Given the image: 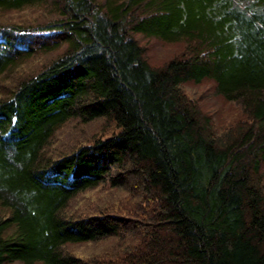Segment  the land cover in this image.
Listing matches in <instances>:
<instances>
[{
    "label": "trees",
    "instance_id": "16d2710c",
    "mask_svg": "<svg viewBox=\"0 0 264 264\" xmlns=\"http://www.w3.org/2000/svg\"><path fill=\"white\" fill-rule=\"evenodd\" d=\"M0 38V264H264V0H0Z\"/></svg>",
    "mask_w": 264,
    "mask_h": 264
},
{
    "label": "rangeland",
    "instance_id": "374dc122",
    "mask_svg": "<svg viewBox=\"0 0 264 264\" xmlns=\"http://www.w3.org/2000/svg\"><path fill=\"white\" fill-rule=\"evenodd\" d=\"M24 12L27 13V11H24ZM8 15H10L9 17L12 18L15 22H22V20L25 19V18H23L24 15L21 17V16L18 15V13H10ZM1 41H2V39L0 38V42ZM172 49H174V47H169L170 51H172ZM164 54H167V53H164ZM160 56H162V55H160ZM72 128L73 127L68 126L66 129H63L62 132H59L57 134L56 139H55V140H57V143H55V145H60L61 147H63V144H65L63 142H65L67 139H69V136L71 137V134L72 135L73 134H75V135L79 134V130L78 129L73 130ZM70 142H71V144H73L72 143L73 141H70ZM53 150H56V149H53ZM102 195H103L102 190L93 191V192L87 193L86 195H84L82 198H80L78 200L77 203L79 204V206H77L76 204H73L71 207H74V208H75V206H76V208L77 207H81V204L79 202L90 203V204L97 203L98 201H101ZM75 249L81 251V253L86 252L88 250V248L82 247V246H77ZM91 253L92 252H89V254H91Z\"/></svg>",
    "mask_w": 264,
    "mask_h": 264
}]
</instances>
